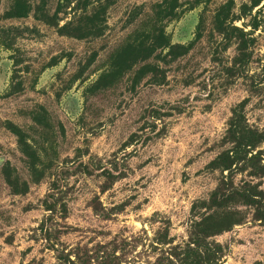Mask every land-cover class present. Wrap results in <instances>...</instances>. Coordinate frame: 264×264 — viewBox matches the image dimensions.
Instances as JSON below:
<instances>
[{"label": "rangeland", "instance_id": "1", "mask_svg": "<svg viewBox=\"0 0 264 264\" xmlns=\"http://www.w3.org/2000/svg\"><path fill=\"white\" fill-rule=\"evenodd\" d=\"M161 1L0 0V264H264V0H178L171 45L201 40L135 84L114 52ZM248 185L242 222L195 234Z\"/></svg>", "mask_w": 264, "mask_h": 264}, {"label": "trees", "instance_id": "2", "mask_svg": "<svg viewBox=\"0 0 264 264\" xmlns=\"http://www.w3.org/2000/svg\"><path fill=\"white\" fill-rule=\"evenodd\" d=\"M178 0H162L149 7V12L144 8H139L129 20V25L134 24V28L127 35L124 43L115 49V67L119 72L121 70L133 71L134 83L137 84L146 77L163 76L160 64L168 65L177 58L188 54L198 43L200 38V26L197 27L195 39L186 47L171 45L168 36L165 33L164 21L174 18ZM24 9L16 12L15 17H23ZM104 9L98 7L91 17H86L89 27L92 24L103 22ZM237 35H242L238 28L233 27ZM85 32V31H84ZM84 34V35H83ZM80 36H86V32ZM233 35V33L229 34ZM242 38V37H240ZM247 45L242 39L238 52L242 57L247 56ZM137 68V69H134ZM109 74L106 76L108 77ZM11 132L19 138V142L25 145L23 133L16 127H12ZM31 159L35 160V153H30ZM216 168L221 166L225 168V161L214 162ZM257 187L248 185V188L239 189H216L211 192L207 200H201L192 206V211L198 221L194 222L195 234L202 236H212L217 232L226 230L228 227L243 221L244 216L240 210L242 207H254L255 199L258 196ZM50 210V209H48ZM219 230V231H218ZM207 256H201L194 249L187 248L183 252L182 264H204Z\"/></svg>", "mask_w": 264, "mask_h": 264}]
</instances>
